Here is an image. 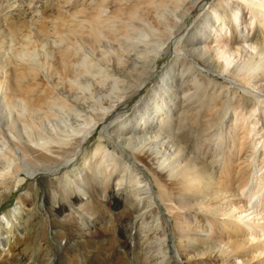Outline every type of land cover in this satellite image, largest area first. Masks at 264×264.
I'll return each instance as SVG.
<instances>
[{
  "label": "bare ground",
  "instance_id": "bare-ground-1",
  "mask_svg": "<svg viewBox=\"0 0 264 264\" xmlns=\"http://www.w3.org/2000/svg\"><path fill=\"white\" fill-rule=\"evenodd\" d=\"M25 1L32 17L12 20L23 7L0 0V207L31 179L20 202L32 208L45 184L56 264H174L162 209L187 264H264V213L247 219L241 160L250 131L264 139V102L247 88H264V0ZM221 48L242 61L230 67ZM239 116L251 130L235 148ZM19 212L0 218V264L23 240L9 244L5 228ZM32 216L24 238L46 231Z\"/></svg>",
  "mask_w": 264,
  "mask_h": 264
},
{
  "label": "rangeland",
  "instance_id": "rangeland-1",
  "mask_svg": "<svg viewBox=\"0 0 264 264\" xmlns=\"http://www.w3.org/2000/svg\"><path fill=\"white\" fill-rule=\"evenodd\" d=\"M18 4L21 5V7H23V12H20V8L18 7H14L13 10H11V15L4 17L6 19L11 18L13 20V17H19L20 15H24L21 17L22 19H24L23 17L26 18H30L32 17V13H31V9L29 7H27V3L26 1L24 3H21V0H18ZM42 5H45V2L43 0L39 1L37 4L38 8H41ZM4 13H2L0 16H3ZM2 18V17H1ZM189 20V19H188ZM190 22V20H189ZM188 22V24H189ZM217 50V49H216ZM219 52H226V48H221L219 49ZM168 54L166 55V53L162 54V57L158 60L157 63V67L160 70H163L164 67L169 63V58L170 56H173V52H167ZM230 55L228 52L224 53V59H227L230 67L233 66V64L242 61V59L240 60V55L239 54H233L232 58H230ZM168 57V58H167ZM234 59V60H233ZM233 61V62H232ZM198 69H200L201 71H205L204 68H201V66L197 65ZM227 78H228V74H224ZM235 85H237L236 83H234ZM262 84V83H261ZM260 83H256L253 86H249L248 91H252L254 93H258L259 95V103L257 108H261V105H263L264 102V88ZM151 87V85H149L147 88H143L142 92H144L145 96L148 93V89ZM260 90H262L263 92H261ZM240 93H238V95L242 96L244 94L247 95V93L245 91L239 90ZM261 110V109H260ZM262 111V110H261ZM232 110L228 111L227 116L225 118V120L228 119L229 114H231ZM245 112V111H244ZM231 117L232 114H231ZM233 120V119H232ZM253 120V119H252ZM251 120V121H252ZM250 125V121L249 118H242L241 116L238 117L237 119V123L232 131V138L229 140H235V148H238V144L239 141H241L243 138V136H245V134H243L242 132H244L245 130L243 128H248V130H251V127H249ZM261 126V124H259ZM259 127V126H257ZM264 127V126H263ZM218 130V128H216V131ZM257 131V129H255ZM255 130H253V132L250 131L249 134L246 135V138L249 139V141L251 142V145L249 147V149L245 152V154L242 156L241 160H246L248 157L249 162H251L252 166H251V176L248 179V186L246 188V208L249 209V211L247 213L250 214V216L247 218L248 221H255V220H260L261 219V215L264 213V209L262 208L261 205V198L264 194V186L261 188V190H258V192H256L257 189H259L258 187H260V179L263 177V171H264V161H263V151H264V139H262L259 135L253 137L254 132H256ZM99 133L101 132V129L98 130ZM97 131V132H98ZM107 138V136H105ZM251 137V138H250ZM241 139V140H240ZM14 150L16 152H18L17 148H14ZM117 150L119 153L123 154V149L118 148L117 146ZM253 152V153H252ZM236 153V152H235ZM251 156V157H250ZM244 157V158H243ZM133 161V160H132ZM78 163L75 162V164ZM247 163V162H246ZM136 165H138L141 169H143V165L140 162H135ZM263 166V168H261ZM140 169V170H141ZM39 177H41L43 179L42 176H44L42 173H39ZM23 176L25 177L26 174L24 173ZM148 181H150L149 179H147ZM1 182H5L6 178H0ZM33 180L29 179L27 180V182L24 184H21L20 186H17L14 191L12 192V194L10 195V197H8L4 203L1 205L0 207V218L2 217L3 214L8 213L9 210H13L14 207H18V209L20 210L19 214L14 217L12 219H9V215L8 218L5 221V228H7V230H11V233L7 235V239L9 244H13L16 242V237L19 236L21 237L22 242L18 243L17 245L14 246V248L7 250L8 247H3L2 249L3 257H8V260L11 261L12 264H52L51 260L49 262H47V257H49V255L51 257H55V264H56V260H57V253L63 252V250L60 248V242L56 240L55 236H54V231L52 228V216L49 214V209L46 207V197H45V184H41L40 185V189H41V193L37 196L38 198L34 200V203L32 205V208H30V205H23L20 202V198L22 195L27 194V192L30 193L29 190V186L32 185ZM151 182V181H150ZM149 182V183H150ZM6 183H2L0 184V194L5 193L7 194V191L3 190L5 187ZM152 184V182H151ZM262 184V183H261ZM43 186V187H42ZM45 186V187H44ZM237 186V185H236ZM42 187V188H41ZM116 190H118V187L114 188L112 186V191L116 192ZM236 190V188H235ZM28 193V194H29ZM259 193V194H257ZM226 208H229V212L233 215H241L240 211L241 209H233L234 206L231 208L229 206H225ZM121 208V206H112L110 208L111 212L113 213H117V211ZM227 208V209H228ZM232 210V211H231ZM258 212V213H257ZM260 212V213H259ZM31 214H33L32 217H36L35 222L33 223V226L38 227H42V230L46 228V231L43 232V235L37 236V235H32V238H24V236L30 232V231H24L25 227H27L29 229V227L27 226V224H24L25 221L27 220L28 216ZM162 213L163 216L165 218V222H166V227L168 228V245L171 251L170 254V259L174 264H187V262H185L184 260H181L179 255H178V251H177V239L173 236L172 228L171 226L173 225V222L171 220H169L168 218V213L167 211L162 209ZM243 215V214H242ZM3 219V218H2ZM172 222V223H171ZM4 225V224H3ZM195 226H199L197 224V222L194 224ZM200 227V226H199ZM30 230V229H29ZM201 238L200 241L203 242L208 236H210V233L208 232L207 234H201ZM8 244V245H9ZM129 245L131 246V251H135L136 246H135V241L134 242H130ZM36 249V251H32V249ZM198 250L200 251V253H202V249L198 248ZM185 257V255H184ZM189 257V256H188ZM190 258V257H189ZM198 259L201 258V256L197 257ZM52 259V258H51ZM186 260V257L184 258ZM258 260V261H257ZM256 262L254 263H250V264H261L262 261L258 259H255ZM238 264H240V262H238Z\"/></svg>",
  "mask_w": 264,
  "mask_h": 264
}]
</instances>
